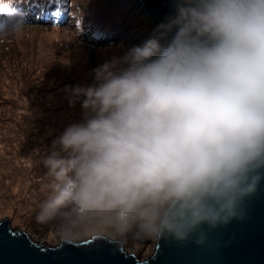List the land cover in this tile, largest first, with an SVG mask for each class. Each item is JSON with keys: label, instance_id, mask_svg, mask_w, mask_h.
I'll return each mask as SVG.
<instances>
[{"label": "clouds", "instance_id": "clouds-1", "mask_svg": "<svg viewBox=\"0 0 264 264\" xmlns=\"http://www.w3.org/2000/svg\"><path fill=\"white\" fill-rule=\"evenodd\" d=\"M171 8L142 46H116L92 85L66 86L82 120L35 162L46 169L35 219L60 246L203 244V226L241 218L264 179V0ZM25 28L0 0V34Z\"/></svg>", "mask_w": 264, "mask_h": 264}, {"label": "rangeland", "instance_id": "rangeland-1", "mask_svg": "<svg viewBox=\"0 0 264 264\" xmlns=\"http://www.w3.org/2000/svg\"><path fill=\"white\" fill-rule=\"evenodd\" d=\"M51 1L30 0L20 13L43 12ZM61 1L71 15L69 25L52 28L34 23L22 32L0 34V221L11 217L15 229L54 246L59 243L53 228L35 219L45 198L42 178L46 172L35 162L50 154L52 141L65 127L82 120L79 102L68 108L71 94L65 91L66 86L92 85V70L108 59L116 46L122 45L124 50L142 46L155 35L140 0ZM49 7L51 10L52 2ZM94 17L99 21L92 33L102 36L90 35L95 39L109 36V40L92 43L91 48L76 34V28H82L85 21L89 25ZM117 17L124 24L114 29L113 35L105 34V23ZM155 242L130 240L126 245L128 251L149 258Z\"/></svg>", "mask_w": 264, "mask_h": 264}, {"label": "water", "instance_id": "water-1", "mask_svg": "<svg viewBox=\"0 0 264 264\" xmlns=\"http://www.w3.org/2000/svg\"><path fill=\"white\" fill-rule=\"evenodd\" d=\"M155 29L172 11V0H140ZM205 241L195 236L184 243L172 238L156 239L154 252L147 258L95 237L73 244L54 246L17 230L12 218L0 221V236L16 244L0 245V264H264V179L243 202V215L225 225L203 226Z\"/></svg>", "mask_w": 264, "mask_h": 264}, {"label": "trees", "instance_id": "trees-1", "mask_svg": "<svg viewBox=\"0 0 264 264\" xmlns=\"http://www.w3.org/2000/svg\"><path fill=\"white\" fill-rule=\"evenodd\" d=\"M30 2V0H11V3H12V5L16 8V7H18V6H24L25 4H27V3H29ZM64 3V2H63ZM64 7H66V3H64V5H63ZM21 8H23V7H20L19 9H21ZM85 17V16H84ZM86 18V17H85ZM85 18H81V21H83L84 22V20H85ZM117 20H119V18L117 17V19L115 18L114 19V21L113 22H106L105 23V26H106V28H105V31H104V33L105 34H110V35H113L112 34V31H114V29L115 30H117L118 28L116 27V21ZM98 21H99V19L97 18V17H94L93 19H92V21H91V23L88 25V24H86V21H85V24H84V26L86 27V29H87V31H90V33L94 36V37H96V36H102V35H94L93 33H92V30L93 29H96L97 28V26H96V24L98 23ZM119 21H121L120 22V25H123L124 23H123V19L121 20V18H120V20ZM119 25V26H120ZM95 26V28H93ZM110 27V31H107L106 29L107 28H109ZM20 43V42H19ZM5 47V46H4ZM30 61V60H29ZM67 108V107H66ZM68 108H72V105H69L68 104ZM78 122V121H77ZM65 125V124H64ZM64 130V129H63Z\"/></svg>", "mask_w": 264, "mask_h": 264}, {"label": "snow or ice", "instance_id": "snow-or-ice-1", "mask_svg": "<svg viewBox=\"0 0 264 264\" xmlns=\"http://www.w3.org/2000/svg\"><path fill=\"white\" fill-rule=\"evenodd\" d=\"M17 241L11 239L10 237L8 236H0V245H3V244H16Z\"/></svg>", "mask_w": 264, "mask_h": 264}, {"label": "bare ground", "instance_id": "bare-ground-1", "mask_svg": "<svg viewBox=\"0 0 264 264\" xmlns=\"http://www.w3.org/2000/svg\"><path fill=\"white\" fill-rule=\"evenodd\" d=\"M119 20H120V18H119ZM119 20H117V22H116V27H119V25H120L121 21H119ZM121 20H122V18H121ZM55 21H57V20H55ZM56 23L58 24V22H56ZM120 26H122V25H120Z\"/></svg>", "mask_w": 264, "mask_h": 264}]
</instances>
